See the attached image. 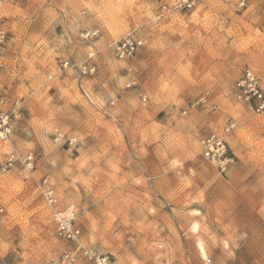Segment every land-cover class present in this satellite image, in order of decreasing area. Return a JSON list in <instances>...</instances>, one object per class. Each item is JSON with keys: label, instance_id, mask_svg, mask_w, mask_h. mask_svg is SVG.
Segmentation results:
<instances>
[{"label": "rangeland", "instance_id": "obj_1", "mask_svg": "<svg viewBox=\"0 0 264 264\" xmlns=\"http://www.w3.org/2000/svg\"><path fill=\"white\" fill-rule=\"evenodd\" d=\"M236 4L199 0L162 18L146 0L0 6L11 126L0 137V261L51 264L68 249L43 203L46 180L83 244L119 264H264V114L232 95L246 67L264 77V7ZM129 31L144 47L118 60L112 45ZM63 60L72 67L59 71ZM229 121L232 162L220 172L200 140ZM56 129L74 145L54 143Z\"/></svg>", "mask_w": 264, "mask_h": 264}, {"label": "built area", "instance_id": "obj_2", "mask_svg": "<svg viewBox=\"0 0 264 264\" xmlns=\"http://www.w3.org/2000/svg\"><path fill=\"white\" fill-rule=\"evenodd\" d=\"M30 0H0V6L3 4H26ZM154 9L157 18L172 17L193 11L198 5L199 0H146ZM256 3L264 7V0H237V9H244L248 5ZM9 24L7 20L0 16V55L9 41ZM96 32H87L83 38H93ZM143 41L135 34V31H129L112 45V53L118 60L135 59L140 55L143 49ZM82 66L84 73L89 75L96 73V66L89 60ZM89 61V62H88ZM70 66L69 60H63L59 63V71H64ZM233 99L246 109L256 115L264 114V77L260 76L254 69L246 67L239 78L232 86ZM7 95L0 89V129L11 130L9 124L10 115L6 109ZM235 124L229 121L224 125L222 133H210L200 140V154L209 164L214 166L220 172H224L228 164L232 162V155L225 140L234 129ZM9 134V133H8ZM53 141L56 144L62 143L74 145L75 140L66 139L65 134L56 129L53 133ZM31 165V164H30ZM28 164V167L30 166ZM43 203L49 210L51 220L54 226V232L57 238L69 244L68 249L62 252L58 258L51 264H77L79 258H84L92 264H119L110 256L97 255L83 244L81 231L77 226L76 213L73 209H64L60 205L55 188L46 180H43ZM4 210L0 207V219ZM0 264H10L0 261Z\"/></svg>", "mask_w": 264, "mask_h": 264}, {"label": "bare ground", "instance_id": "obj_3", "mask_svg": "<svg viewBox=\"0 0 264 264\" xmlns=\"http://www.w3.org/2000/svg\"><path fill=\"white\" fill-rule=\"evenodd\" d=\"M90 50V49H89ZM95 55V54H94ZM89 56H91V57H93V55H89ZM11 131L9 130H7V129H5V130H1L0 129V137L1 138H5V135H7L8 133H10ZM9 162L11 161V160H8ZM30 162H31V159H30ZM57 192V191H56ZM64 209H73V208H71V207H68V208H64ZM74 210V209H73ZM194 230H195V228H193ZM197 249H198V253H199V255L202 257V258H204V257H206V251H205V249H204V247H203V245L200 243V242H198V244H197Z\"/></svg>", "mask_w": 264, "mask_h": 264}]
</instances>
